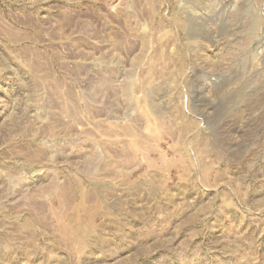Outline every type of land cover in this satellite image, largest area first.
I'll return each instance as SVG.
<instances>
[{
    "label": "rangeland",
    "instance_id": "374dc122",
    "mask_svg": "<svg viewBox=\"0 0 264 264\" xmlns=\"http://www.w3.org/2000/svg\"><path fill=\"white\" fill-rule=\"evenodd\" d=\"M0 264H264V0H0Z\"/></svg>",
    "mask_w": 264,
    "mask_h": 264
}]
</instances>
